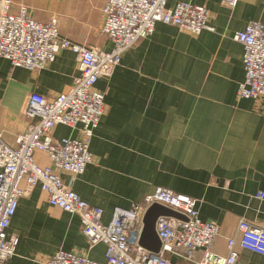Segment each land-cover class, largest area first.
<instances>
[{"label":"crops","instance_id":"obj_1","mask_svg":"<svg viewBox=\"0 0 264 264\" xmlns=\"http://www.w3.org/2000/svg\"><path fill=\"white\" fill-rule=\"evenodd\" d=\"M12 12L25 6L33 20L58 18L59 34L74 44L108 52L101 33L107 0H9ZM205 7L212 31L191 35L157 24L138 40L96 88L105 111L89 145L92 161L74 181H62L91 206L106 225L161 187L197 201L198 217L219 225L211 251L226 253L240 219L264 230V101L238 99L243 82L242 47L233 37L250 22L264 25V0H167ZM78 77L70 51H61L41 71L13 67L0 58V131L16 147V137L34 121L22 111L36 93L53 98L69 91ZM55 139L77 138L78 129L57 126ZM40 167L49 166L34 153ZM261 193V198H256ZM8 235L18 243L6 264H43L58 250L105 264V246L89 247L77 216L51 207L35 188L19 200ZM172 264H198L201 252L166 254ZM239 264H264V257L239 251Z\"/></svg>","mask_w":264,"mask_h":264},{"label":"built area","instance_id":"obj_2","mask_svg":"<svg viewBox=\"0 0 264 264\" xmlns=\"http://www.w3.org/2000/svg\"><path fill=\"white\" fill-rule=\"evenodd\" d=\"M234 7L236 0H222ZM167 0H107L102 9L101 33L111 42L108 52L84 47L61 36L58 18L47 22L32 19L25 6L12 12L9 0H0V58L13 67L41 71L61 51L73 53L78 77L72 88L53 98L32 93L27 97L23 115L34 122L16 137V147L7 146L0 131V264L15 254L18 238L7 231L21 198L35 188L45 193L51 207L75 215L81 234L89 247L105 246V264H172L166 254L183 251L187 257L201 252L198 264H239V251L264 257V230L244 219L238 221L233 237L226 239V253L211 251L220 228L198 217L197 201L158 187L108 224L101 222L102 210L91 206L65 184L60 175L74 181L92 161L89 145L93 132L104 115V94L96 88L98 80L108 78L123 55L140 39L154 33L159 23L174 26L191 35L212 31L209 11L198 5L178 3L168 8ZM233 39L242 47L243 82L238 99L264 101V25L250 22ZM57 126L78 129L77 138L53 137ZM42 153L49 166L40 167L34 153ZM262 194L257 193L256 198ZM153 204L179 214L183 219L159 217L155 233L160 242L157 253L139 244L145 211ZM43 264H100L83 255L58 250Z\"/></svg>","mask_w":264,"mask_h":264},{"label":"water","instance_id":"obj_3","mask_svg":"<svg viewBox=\"0 0 264 264\" xmlns=\"http://www.w3.org/2000/svg\"><path fill=\"white\" fill-rule=\"evenodd\" d=\"M159 217L183 219L174 211L157 204L151 205L145 211L142 219L143 228L140 235L139 244L153 253H157L160 250V242L155 233V223Z\"/></svg>","mask_w":264,"mask_h":264}]
</instances>
